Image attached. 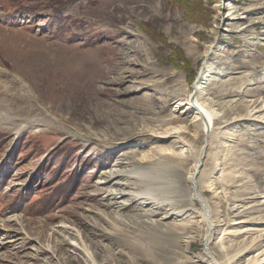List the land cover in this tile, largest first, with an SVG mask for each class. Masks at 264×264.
Here are the masks:
<instances>
[{
	"label": "rangeland",
	"instance_id": "obj_1",
	"mask_svg": "<svg viewBox=\"0 0 264 264\" xmlns=\"http://www.w3.org/2000/svg\"><path fill=\"white\" fill-rule=\"evenodd\" d=\"M210 46L219 118L173 134ZM0 116V264H207L187 184L204 145L218 156L200 169L217 188L210 251L264 262V0H0ZM164 135L194 156L162 154ZM140 166L173 187L118 210L97 181Z\"/></svg>",
	"mask_w": 264,
	"mask_h": 264
},
{
	"label": "bare ground",
	"instance_id": "obj_2",
	"mask_svg": "<svg viewBox=\"0 0 264 264\" xmlns=\"http://www.w3.org/2000/svg\"><path fill=\"white\" fill-rule=\"evenodd\" d=\"M221 1H223V0H221ZM218 47H220V46H218ZM207 49L208 50L204 55L207 60H206V63L203 67L201 74L199 75V79H198V82L195 86L194 91H192L190 94L186 95L185 99H183L182 102L178 103V106H177V107H179V109L187 107V111H191L193 113V120H191L185 128L179 127V129L173 130V134L181 132V133H185L189 136H192L194 138H197L198 136H200L202 134L204 136H207V135H209L211 129L213 131V128L216 124V119L219 118V115L217 114V112L215 110H213L214 104H212V100L210 98V91L207 87V82H208L207 81V79H208L207 75L211 72V69H210L211 64L209 63V61H211V57H213L215 55L217 50L213 53V51H212L213 46H210ZM5 111H7V110H5ZM5 115H6V117L5 116L2 117V119L4 121H10L11 119H14V116H12L11 112H9V111L6 112ZM0 121H2V120H0ZM22 127H24V126H22ZM175 136H171V135L165 136L164 135V137H163L164 139H169V140L172 139V142L169 144V146L167 147L166 150L162 149V151H160V152L162 154L166 153V155L177 156V157H179V156L182 157L186 153H190L191 156H194L193 152H192L193 150H192L191 146L188 144V142L185 141L183 139V137L181 138L179 136L177 137V135H175ZM208 137H210V136H208ZM218 145H219V143L211 144L210 150H216L217 151V148H219ZM134 147L135 148L132 149L134 151L144 149L142 146H139V144H137ZM204 147H205V145L199 151V156L194 158L192 173L187 178V184H188V187L190 190V194L188 196V199L192 205H195L196 203L200 205V222L203 223V225L206 228L205 256L207 258L206 259L207 264H230L229 262H225V263L223 262L222 263L219 260H217L216 257L213 255V253L210 251V249L208 247L211 243L212 238L216 234L217 227H219V226L216 224V222L213 219V216H212L213 212H212V209L210 206V202L206 197L207 194H205V193L209 192V191H211V192L213 191V193H214V191L216 192L215 189H217V188L214 187L215 177H213V175L212 176L209 175L210 171L209 172L207 171L208 173H205V172H203V170H205V168H204L202 170V172H203L202 173L200 169L203 166V161L206 158L207 159L208 158H210V159L214 158V160H217L216 157H218V156H217L216 151H215L216 153L213 154V152L211 153V151H209V150L207 151V149L204 150ZM177 148H181L182 150L177 153L176 152ZM153 157H155V156L153 155ZM214 160H213V162H214ZM163 173H164L163 170L161 171L159 168L146 167V166H140V167L133 168V169H117V168H114V169L105 171L103 176L102 177L100 176V178H102V179L97 181V184H98V186L100 185L101 187H105V188L106 187H109V188L114 187V190L110 189L109 192L107 190H105V191L108 192V198L111 199L112 202L117 203V209L120 210L124 206L128 205L127 203H125V200H127L129 198H134L136 201L144 200L147 203L151 204L152 203L151 201H153L156 198L157 193H159L160 191L169 190L170 188H172L173 187V181L168 180L167 177L165 178V176L163 177ZM140 186H144V188L139 189ZM156 202H158V201H156ZM169 211H168V213H169ZM114 213H116V212H114ZM147 213L148 212H146L145 214H147ZM168 213L165 212V214H163V216L161 218L162 223H163V221L170 219L173 211H172V213L170 212L171 214L170 213L168 214ZM151 215L153 216L152 213H151ZM154 222H155L154 220L153 221L151 220L150 224H154ZM61 228L67 229L66 227H61ZM245 231L246 230H244L241 233H244ZM219 238H220V236H218L217 241L219 240ZM221 241H222V239H220L217 243H219ZM262 253H264V250L262 251ZM263 256H264V254L262 255V257ZM262 262H263V260L253 256L251 259H249L247 261L246 264H264V262L263 263Z\"/></svg>",
	"mask_w": 264,
	"mask_h": 264
}]
</instances>
